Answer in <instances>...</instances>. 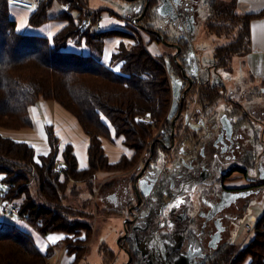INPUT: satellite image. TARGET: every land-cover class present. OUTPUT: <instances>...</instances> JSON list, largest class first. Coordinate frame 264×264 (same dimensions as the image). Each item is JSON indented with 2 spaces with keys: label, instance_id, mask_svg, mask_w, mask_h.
<instances>
[{
  "label": "trees",
  "instance_id": "16d2710c",
  "mask_svg": "<svg viewBox=\"0 0 264 264\" xmlns=\"http://www.w3.org/2000/svg\"><path fill=\"white\" fill-rule=\"evenodd\" d=\"M54 1L65 4L67 10L50 13ZM84 3L44 0L38 5L29 16L30 26L66 21L48 38L18 32L16 21L9 15L8 0H0V129H32L30 108L43 99L56 102L73 116L88 138V165L79 169L72 145L60 149L52 124L44 125L49 148L46 154H37L29 143L0 135V182L5 184L3 189L0 186V195L2 192L27 225L42 235H63L53 245L65 246L66 255L72 258L68 264H78L87 254L91 225L76 221L79 215L63 203V192L70 183L90 185L99 171L135 169L141 151L150 152L171 97L164 60L148 51L144 33L137 34L132 28L102 27V31H96L93 27L97 17H87ZM217 7L225 9V18L231 16L230 22L219 27L234 30L230 41L213 48L212 58L226 67L233 56H243L250 50V23L264 17V10L242 14L236 12L235 0H211L210 18L217 15ZM71 10H77L76 18ZM85 21L89 26L81 30ZM145 36L150 37L148 45L158 41L151 33ZM69 40L83 47L70 49ZM114 40V51L108 59H102L106 42ZM241 44L248 51L241 50ZM113 137L133 151L130 157L123 155L115 163L109 161L102 140L112 141ZM58 162L62 163L56 168ZM31 181L37 184L36 192L31 190ZM51 248L49 245L40 251L28 229L0 222V264H49ZM245 259L246 264H264V214L255 224L254 237L231 264Z\"/></svg>",
  "mask_w": 264,
  "mask_h": 264
},
{
  "label": "flooded vegetation",
  "instance_id": "af4514ba",
  "mask_svg": "<svg viewBox=\"0 0 264 264\" xmlns=\"http://www.w3.org/2000/svg\"><path fill=\"white\" fill-rule=\"evenodd\" d=\"M117 1L122 8L132 4L140 8V13L130 15V24L137 20L140 26L149 25L166 38L172 51L160 52L159 56L165 66L168 64L165 71L169 86L172 79L178 86L173 113L168 117L171 97L167 116L149 152L151 160L147 167L159 170L157 181L151 186L152 195L136 192L139 182L136 176H131L121 189L124 197L121 196L118 209L124 212L123 220L130 221L125 226L127 234L123 229L118 240V252L124 259L121 264H186L188 261L228 264L229 253L236 252L231 248L237 235L231 233V237L224 240L225 222L233 224L239 216L238 212L228 209L251 210L257 204L255 196L264 192V112L256 101L257 96L251 98V92L243 91L238 81L218 80L228 77L231 69L212 58L213 49L211 56H207L203 44L196 41L197 37L206 36L207 25L213 19L209 13L211 0H181L182 5H174L176 20L164 18L168 27H174L170 35L165 26L158 29L154 25L149 14L152 0L146 11L148 17L141 20L138 18L146 0ZM217 8L215 18L224 12L222 7ZM153 42L159 44L156 40ZM174 55L186 73L174 61ZM203 57L206 61L201 70L200 58ZM173 119L175 123L171 125ZM227 120L233 123L228 136L226 131H220L228 125ZM236 146L245 147L246 155L240 159L227 158ZM191 149L192 153L181 156L180 152ZM215 151H225L224 157H213ZM258 160L262 161L260 169L256 165ZM225 189L238 194V200L212 214L220 201L216 196L222 195ZM217 218L224 226L220 235L215 234Z\"/></svg>",
  "mask_w": 264,
  "mask_h": 264
},
{
  "label": "rangeland",
  "instance_id": "374dc122",
  "mask_svg": "<svg viewBox=\"0 0 264 264\" xmlns=\"http://www.w3.org/2000/svg\"><path fill=\"white\" fill-rule=\"evenodd\" d=\"M83 1H85L84 3L85 9L87 7L88 10L97 12L98 16L100 15L101 25L104 30H109V29L129 30V27L126 25V21H125L126 19H129V18H126V17H125L126 19L123 18V14L121 12V9L118 5L117 0H83ZM226 1L227 0H222V2H226ZM151 5L152 4H150L149 8L151 7ZM224 7H226V5ZM63 10L64 11L67 10V7L65 6V4L63 3L59 4L54 1L53 5L50 8V13L52 14L59 13L60 11H63ZM224 13H222L221 15H219L218 18H214L213 20H211L210 23H208L207 25L208 30L204 38H200V37L196 38V41L201 42L205 48V51L208 52L207 56H211V50L213 49V47L217 45H224L227 43V41H230L231 36L234 33V30L232 29L228 30L225 28L223 29L222 26L219 27V24L230 22L229 20L231 19V16H226L225 18ZM70 14L74 18H76L78 12L77 10H71ZM11 16L13 15L11 14ZM144 17H148V12L147 14L144 15ZM27 23H28V20H27ZM212 23L216 25L213 26ZM134 25H137V24H134ZM134 25L132 28L135 31L138 30L139 28ZM145 27H146V30L149 31V33H151L157 38L158 43L160 44L159 45L153 42L148 45L149 43L148 38L150 37L145 36V33L147 32L141 29H139L140 31L139 30L136 31L137 34L144 33L142 35L143 36L142 38H144V41L147 44V49L152 55L157 57L159 56L160 52L169 53L172 51L171 50L172 47L163 44L159 36L155 33H152L154 29H152L149 25ZM232 27L233 25H231V28ZM160 33L161 32H158V34ZM162 38L165 42H167L166 38H164L163 35H162ZM115 41H116V44L114 45ZM154 44L156 46L157 45L159 46V47L157 46L159 51L154 47ZM68 45L69 47H71L72 40L68 41ZM116 45H117V40L107 41L104 47L102 59H105L106 57L109 58L111 53L114 51L113 47H116ZM82 47H83V44L80 47L74 46L73 48L80 49ZM244 47H246V45ZM241 50H244V52L248 51L247 48H243L242 44H241ZM241 62H242L241 60L233 59V61L231 62V65L233 64L234 67L231 68L230 74H228V77H230L232 80L229 81L227 78L226 79L227 83L228 82L232 83V81H237V79L240 77L239 71L243 69L242 66L240 65L242 64ZM163 67H166L165 64H163ZM254 73L256 74L255 71ZM196 87L198 88V85ZM41 101L42 102L44 101L45 103H42ZM170 101H171V97H170ZM41 103L45 104V107H42ZM31 107L35 108V110L31 108L32 110L30 113V116L34 122V127L32 129H23L17 132L0 129V135L10 136L17 141L26 142V143H29L30 145H33L37 154L45 153L47 145L45 142V135L42 131V126L44 127V125L48 123H51V124L58 123L59 124V122H57V119L64 120L63 113L68 115L70 118L73 116L67 113L60 105H58L54 101H45L43 99H39L38 102L32 105ZM164 119L162 120V123ZM174 123H175V119H173V124ZM160 128H161V125L156 129L157 131L155 132L153 139L158 135L157 133L160 130ZM67 133L68 134L72 133L73 136H75L76 134L77 138H80V136H83V138L86 139L87 137L85 134H81L79 132L76 125L75 126L69 125V130ZM31 134H32V137H31ZM105 141H106V146L109 149H111L110 148L111 146H114V148L117 147L119 149L126 148L121 143H118V142L115 143V141L113 140L112 141L105 140ZM114 153L115 151L113 150V154ZM149 154L150 153L149 151L147 152V150L146 152L141 151V155L139 157V161L137 165L135 166L136 167L135 169H130L127 171L125 170L116 171V169L108 170L107 172L99 171L93 177L90 185L89 184L86 185L85 183H79V184L73 185L74 186L73 187L72 183H70L67 190L63 192V200H62L63 203L69 208H71L72 211H74L76 214L79 215L78 217H76V221H82V222H85L91 225V232H90L91 236H90L89 241L87 242L89 245V251L86 254V256L78 264H119L122 261V258H121L122 255L120 254V252H118V248H117L118 240L121 237L120 234L122 233V221L118 218L116 214L117 210L114 208V206H111V200L109 196L113 194L117 195V198H118L117 201L120 203V200H121L120 198L122 196L121 189L123 188V186L125 185V183L129 180L131 176L133 177L136 176L137 178L138 174L141 172V169H142L141 166L143 167V165H145L146 162H148ZM110 155H111V152H110ZM130 156L131 155L129 156L126 155V157H130ZM35 184H36L35 182L31 181V190H33L34 192H36L35 190H36V185H37ZM70 185L73 188H71ZM0 186L4 188L5 184L3 182H0ZM1 194L2 196L0 198V202H3L7 204L9 207H11L13 203L8 201L4 197L2 192ZM255 197H256L257 204L254 205L251 210H248V209L235 210L233 208L231 210L228 209L231 212L234 211V212H238L237 214H239V216L236 218V221L233 222V224H229L225 222L226 229L223 232L224 240H226L227 237L228 238L231 237V233L235 232V234L237 235L233 243L234 246L231 248V249H235L236 252L234 255H232L229 258L228 264H231L236 257L240 256L242 250L247 247V245L249 244V242L252 240V238L255 235L254 229H253V234L251 230L246 229L247 227L246 224H250V226L251 225L255 226L259 217L264 214V200H263L264 192H261ZM4 213H7V215H9L8 212H4ZM25 224L27 225L26 222ZM29 229L35 235V237H33L35 238L34 241H36V239H39L40 237L43 236L42 239L47 244V239L45 238L44 235H42L41 232H39L38 230H36L34 227H31V226L29 227ZM54 233H58L60 237L63 236L60 232H54ZM49 245L52 246L51 248L52 256L49 259V264H52L56 259V258L53 259L54 255H56V252L54 251V249L57 250L59 253L60 264H65L64 259H66V257H68L69 261L71 262L72 258L67 256V255H70L68 253L66 255L67 249L65 248V246H54L53 243ZM246 259H248V257ZM246 259L242 260L239 264H246ZM58 262L59 261H57V263Z\"/></svg>",
  "mask_w": 264,
  "mask_h": 264
},
{
  "label": "crops",
  "instance_id": "0c3cea01",
  "mask_svg": "<svg viewBox=\"0 0 264 264\" xmlns=\"http://www.w3.org/2000/svg\"><path fill=\"white\" fill-rule=\"evenodd\" d=\"M228 1V0H227ZM236 3V12L238 13H257L259 11L264 10V0H235ZM34 10L18 7V6H13L10 5L9 7V15L12 19L16 21V29L18 32L22 33H27V34H34V35H42L48 38H52L62 27L66 24V21L62 20H50L47 21L39 26H30L27 23V20L29 19V16L33 13ZM11 14L13 16H11ZM125 20V19H124ZM127 20V19H126ZM125 20V21H126ZM129 20V19H128ZM250 34H251V44H250V50L243 56H233L230 60V63L226 66L228 68L234 67L233 64L231 65V62L234 60H241L242 64V70L239 71L240 77L237 79L239 82L241 89L246 90V92H251V98H255L256 96V101L260 104L261 109L264 112V17L258 18V19H253L250 23ZM143 35V34H142ZM67 47L72 49L74 47L73 45V40H72V45L69 47L67 44ZM154 47L158 50L157 46L154 44ZM80 50V49H78ZM85 50V48H84ZM159 51V50H158ZM240 57V58H239ZM108 59V57H106ZM235 69V68H234ZM256 72V74L254 73ZM228 78L229 81L232 79L230 77H222L218 80L223 79L222 82H225L226 79ZM258 93V94H257ZM256 94V95H255ZM42 102V101H41ZM42 103H45L44 101ZM42 107H45V104H42ZM32 109L35 110L34 107H31ZM30 108V113L31 109ZM64 120L62 119H57L58 123L52 124L55 134L59 137L60 139V149L62 150L63 146L65 144H71L73 151L76 155L77 161H78V167L79 169H85L88 165V156H87V147H88V138L86 139L83 138V136H80V138H77V135L75 136L72 135V133L68 134L69 130V125L77 127L79 132L81 134H84L81 129L79 128L76 120L73 117H69L68 115L64 114ZM74 120H73V119ZM51 124V123H48ZM34 127V126H33ZM42 131L46 137L45 134V128L42 126ZM32 137V134H31ZM113 141L115 143H121V139L114 138ZM46 142V141H45ZM66 142V143H64ZM122 144V143H121ZM47 145V143H46ZM103 146L105 149V153L108 156V159L111 163H115L121 158L123 155H132L133 151H130L128 149H119V148H114V146H111L107 148L106 146V141L103 140ZM49 148L47 145L46 152L45 153H40V154H46L48 152ZM113 150L115 153L113 154ZM111 152V155H110ZM3 189V188H2ZM124 197V194H122ZM110 197L111 200V206H114V208L117 210L116 214L118 218L122 221L123 223V216L124 212L121 209H118V207L121 205V200L120 203L117 201V195L113 194ZM238 200V198H236ZM236 203V202H235ZM117 207V208H116ZM14 216H9L7 213L0 212V222L1 221H7L11 223H15L16 225L20 226L21 228L28 229L29 232L32 234L33 237H35L34 233L29 229V227L25 224V222L18 220ZM122 231H123V224H122ZM43 236L40 237L39 239H36L35 243L37 247L39 248L40 251H45V248L54 242H57L60 239V236L58 233H50L45 238L47 239V244L43 241ZM35 239V238H34ZM88 251H89V245H88ZM87 251V253H88ZM86 256V255H85ZM122 258V257H121ZM122 261L119 263L121 264ZM81 261V260H80ZM64 263L68 264L69 263V258L66 257L64 259Z\"/></svg>",
  "mask_w": 264,
  "mask_h": 264
},
{
  "label": "water",
  "instance_id": "95a60500",
  "mask_svg": "<svg viewBox=\"0 0 264 264\" xmlns=\"http://www.w3.org/2000/svg\"><path fill=\"white\" fill-rule=\"evenodd\" d=\"M125 1L132 2L134 0H125ZM180 1L181 0H169L167 2V0H152L153 5H152V7L149 10V14L151 15L152 21H154V25L157 26L158 29H160V27H162V26H165L166 27L165 30H166V32L169 35H170V32H172L174 30L173 29L174 27L173 26H169L168 27V25H166L167 22H164V18L168 17V18H170L173 21L176 20V15L177 14L174 13V7L173 6L174 5H177V6L182 5L183 3L180 2ZM150 2H151V0H146L144 9L141 12L140 17L138 18V20H141L144 17V15L146 14L147 9L150 6ZM119 7H120L121 12L123 14V18H125V17L126 18H130L131 17L130 15L133 14V16H134V14L140 13V8H136L137 4H132L129 7L123 6V8L121 6H119ZM128 21H130V20H128ZM134 24H137V20L135 22H131L132 26ZM134 26L138 27L139 29H141V30H143V31H145L147 33H149V31L146 30L145 27H142L139 24L134 25ZM179 28H181V27H179ZM169 29H171V30H169ZM152 33L157 34L159 36L160 40L163 42V44H165L167 46H171L170 44L166 43L163 40L162 35L158 34V32L153 31ZM184 36H185V34H184ZM178 37H180V36H178ZM178 51H179V49H178ZM173 58H174V61L178 63L179 60L176 59V55H174ZM205 61H206L205 57L200 58V68H201V70H203V65H204ZM178 64H180V63H178ZM167 66H168V64H166V67ZM174 80L175 79H172L171 85H170V87H171V97L173 98V100H172V106H171V108L169 110L168 117H171V115L173 113L174 101H175L176 96L178 95V86L174 84ZM226 122L228 123V125L226 124V126L221 127L220 131L221 130L226 131V135L228 136V134H229L228 130L233 128V126H232L233 123L232 124L229 123L228 120ZM234 124H236V123H234ZM171 125H173V120L171 122ZM236 126H237V124H236ZM207 136L210 137L209 134H207ZM227 136H226V140L228 139ZM171 138H172V146H173V144H174V142H173V131H172V134H171ZM188 141L189 142H193L189 138H188ZM219 143H220V145H222L221 142H219ZM172 146L169 147V150H171ZM152 147H153V143L151 144V149H152ZM190 153H192V149L188 150V152L187 151H184L183 153L180 152L182 157H184L186 155H189ZM246 153L247 152H246V148L245 147H240V146L237 147L236 146V147H233V149L231 151H229L228 156H226V157L227 158H232V159L233 158L240 159V157L243 156V155H246ZM217 155H220L223 158L224 155H225V151H220L219 153L217 151H215V153H213V157H216ZM150 160H151V156L149 157L148 162H146V164L143 165V167L141 169V172L138 174L137 178H138L139 182H138V184H136L137 185V191L136 192L138 194L140 193V194H143V195H146V196H151L152 195L151 186L154 183V180L157 181L156 174L159 171L156 168H153L151 166L147 167V164L149 163ZM261 163H262V161H259V160L256 162V165L258 166V168H259ZM262 169H264V167H262ZM144 171H146V172L143 173ZM228 191H230V190L225 189L224 192L222 193V195L216 196L220 201L217 203L215 209L212 210V212H211L212 214L220 211L221 209L227 208L230 205V203L236 202V198H238V194L234 193L233 190H231L233 192H228ZM126 223L127 224L130 223V221L127 219V221L124 220L123 223H122L123 224V229L125 231V234H127L126 233V229H125ZM215 225H216V228H217L215 234L216 235H220V233L224 230V226L222 224V221L219 218H217L216 221H215ZM129 236L130 237L132 236V231L129 233ZM188 262L186 264H194V261H192L191 263H188Z\"/></svg>",
  "mask_w": 264,
  "mask_h": 264
},
{
  "label": "built area",
  "instance_id": "2783aa9c",
  "mask_svg": "<svg viewBox=\"0 0 264 264\" xmlns=\"http://www.w3.org/2000/svg\"><path fill=\"white\" fill-rule=\"evenodd\" d=\"M43 1L44 0H8V3L10 5H13V6H18V7H22V8H26V9H30V10H35L37 8V6L40 5ZM86 12H87L86 15L88 18L94 17V16L97 17L93 28L96 31H102L100 15L98 16L97 12H93V11L88 10L87 7H86ZM126 25L129 28L131 26V24L128 20H126ZM88 26H89V22L85 21L81 26V30L87 29ZM61 163L62 162H58L56 168L60 167ZM0 198H1V195H0ZM0 212H8L10 216H14V217L18 218L19 220L25 222V220L19 216L17 209L13 205H11V207H9L7 204L0 202ZM246 225H247L246 229L251 230L252 234H253V229L255 231V226H253V225L250 226V224H246ZM54 251L56 252V255H54L53 259H55V258L56 259L52 264H60L59 253L55 249H54ZM57 261H59V262L57 263Z\"/></svg>",
  "mask_w": 264,
  "mask_h": 264
},
{
  "label": "bare ground",
  "instance_id": "6f19581e",
  "mask_svg": "<svg viewBox=\"0 0 264 264\" xmlns=\"http://www.w3.org/2000/svg\"><path fill=\"white\" fill-rule=\"evenodd\" d=\"M175 9H174V13H175V11L177 10V7L176 6H173ZM177 13V12H176ZM175 13V14H176ZM185 37V36H184ZM180 66H181V68H182V71L184 72V73H186L185 71H186V69H185V67L183 66V65H181V63H180ZM197 75V72L194 74V76H196ZM152 144V143H151ZM150 149H151V146H150Z\"/></svg>",
  "mask_w": 264,
  "mask_h": 264
}]
</instances>
